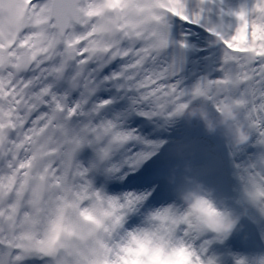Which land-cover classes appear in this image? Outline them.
Instances as JSON below:
<instances>
[{
  "label": "snow or ice",
  "instance_id": "obj_1",
  "mask_svg": "<svg viewBox=\"0 0 264 264\" xmlns=\"http://www.w3.org/2000/svg\"><path fill=\"white\" fill-rule=\"evenodd\" d=\"M225 97L250 138L217 134L236 195L206 202L252 233L207 230L169 180L181 113ZM238 235L264 242V0H0V264H264Z\"/></svg>",
  "mask_w": 264,
  "mask_h": 264
},
{
  "label": "clouds",
  "instance_id": "obj_2",
  "mask_svg": "<svg viewBox=\"0 0 264 264\" xmlns=\"http://www.w3.org/2000/svg\"><path fill=\"white\" fill-rule=\"evenodd\" d=\"M215 32V30H213ZM221 37L214 34L209 42L210 46L219 45ZM221 115H213L205 104H199L181 113V119L191 124L198 121L207 135L219 134L226 143L232 147L244 145L250 138V130L240 119L239 111L233 101L227 97L221 102ZM183 172V180L189 186L188 190L179 194V200L187 207L193 209L197 215L203 217V226L214 233L232 235L242 229L237 216L230 213L227 208H221L220 215L213 212L206 201L215 203L214 189L205 185L192 174V167L189 161L173 166V175L169 177L170 182L175 179V171ZM203 193V197L201 196Z\"/></svg>",
  "mask_w": 264,
  "mask_h": 264
},
{
  "label": "rangeland",
  "instance_id": "obj_3",
  "mask_svg": "<svg viewBox=\"0 0 264 264\" xmlns=\"http://www.w3.org/2000/svg\"><path fill=\"white\" fill-rule=\"evenodd\" d=\"M193 31L195 32L196 30L193 29ZM206 71H209V69H206L204 65L202 64L200 72L203 74ZM176 135L178 134L172 133L171 134L172 139H176ZM214 136H215L214 138L215 140L210 142V144L213 147H208L209 151H207V153L205 152L202 146L193 145L191 150L188 153H185V154L182 153L181 155L174 154L171 158V162L174 163L173 165H177V164H181L185 160H188L189 158H192L193 164H191V161H190V164L192 167V174L195 175L201 181L206 180V178L203 177L204 174L206 173L211 174L210 176L212 177H209L208 181L210 182L212 180L213 184H215L216 186L213 188L212 185L209 186L208 182L206 183L204 182L205 185L214 189V196L218 201H223L225 203L230 204L231 199L236 195V193L232 190V182L228 179V168H227L226 160L224 158L225 149H224L223 142L220 137H218L217 135H214ZM175 148L177 147L175 146ZM210 149H217L219 150V152H215ZM212 157H215L219 160H224L221 174L213 173L210 170V168L207 166L209 159ZM199 161H202V163H199ZM198 165H201L205 167L206 169L201 167L202 169H200L199 171H196L195 169ZM236 214L238 215L239 212L237 211ZM239 223L240 225L245 224L242 227V233H252L254 231L253 225L250 224L247 219L241 217ZM232 238H230L229 241L226 242L228 246L232 249V251H239L246 255L251 254V253L264 252V242L257 241L255 245L246 247L244 244L241 246L238 245L239 241L242 242V236L240 235L234 236L235 241H236L235 245L231 243Z\"/></svg>",
  "mask_w": 264,
  "mask_h": 264
},
{
  "label": "bare ground",
  "instance_id": "obj_4",
  "mask_svg": "<svg viewBox=\"0 0 264 264\" xmlns=\"http://www.w3.org/2000/svg\"><path fill=\"white\" fill-rule=\"evenodd\" d=\"M241 2H242V0H226V5L230 6V7H236ZM228 19H232L234 22V18H226V20H228ZM189 67H191V66H189ZM200 69H201V66H200ZM200 69H199V71H200ZM189 76H191L190 72H189ZM172 133H177L178 135H176V139H172L173 144L171 145V147L175 148V146H176L177 148L181 149V152L183 154L188 153L191 150L193 145L194 146H202L204 148L205 152L207 153V151H209L208 147H213L210 144V142L215 140L214 139L215 136L205 134V132L203 131L202 125L200 123H197L196 121H193L190 125L182 123ZM184 145H186L187 147H183ZM210 150H213L215 152H219V150H217V149H210ZM192 160H193L192 158H189L188 160H185V161H189V162L191 161V164H193ZM171 163L174 164L173 162H171ZM199 163H202V161H199ZM201 167L205 168L201 165H198L195 170L199 171L200 169H202ZM210 175L211 174H209V173L204 174L203 177L206 178L207 181L204 180L203 182H205V183L208 182L209 186L212 185V187L214 188L216 185L213 184L212 180L210 182L208 181L209 177H212ZM244 225H242V226H244ZM231 243L233 245H235L236 241H235L234 237L232 238Z\"/></svg>",
  "mask_w": 264,
  "mask_h": 264
}]
</instances>
